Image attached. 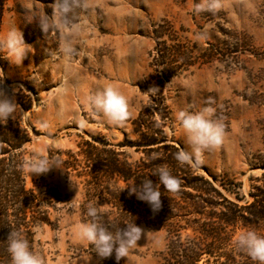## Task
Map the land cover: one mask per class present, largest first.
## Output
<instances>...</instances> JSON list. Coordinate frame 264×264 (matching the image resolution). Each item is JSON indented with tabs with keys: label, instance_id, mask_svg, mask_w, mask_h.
Here are the masks:
<instances>
[{
	"label": "rangeland",
	"instance_id": "rangeland-1",
	"mask_svg": "<svg viewBox=\"0 0 264 264\" xmlns=\"http://www.w3.org/2000/svg\"><path fill=\"white\" fill-rule=\"evenodd\" d=\"M261 1L221 0L222 8L216 14H193L194 0H81L85 6L75 11L74 29L53 28L44 33L35 19L52 15L54 0H5L0 35L12 21L33 48L18 66L0 53V89L14 96L18 108L13 119L30 134L23 147L25 160L39 154L58 157L64 165L44 174H29L25 168L29 188L37 184V192L55 190L60 195L57 208L49 210L52 225L34 228L32 243L45 264H99L79 236L84 220L80 211L84 180L80 173L86 169L80 151L93 138L116 144L135 137L129 119L123 126L106 123L85 103L86 96L111 84L128 98L129 118L136 116L148 105V81L155 77L150 67V53L157 41L155 29L175 32V39L192 47L196 54L222 37L218 27L245 32L254 45L261 46ZM66 37L77 49L70 58L60 51ZM263 66V61L244 53L239 66L215 60L171 78L163 88L170 109L166 133L185 149L174 113L182 108L196 111L211 102L216 116L225 123L227 136L221 146L206 152L205 164L199 170L207 175L235 177L242 181L244 193L249 189L248 178L259 173L251 164L264 134V105L248 100L255 89L264 92L263 77L254 86L248 72L256 73ZM41 120L51 122L49 132L40 128ZM136 157L131 154L132 159ZM137 226L143 230L142 237L121 264H158L165 231Z\"/></svg>",
	"mask_w": 264,
	"mask_h": 264
},
{
	"label": "trees",
	"instance_id": "trees-1",
	"mask_svg": "<svg viewBox=\"0 0 264 264\" xmlns=\"http://www.w3.org/2000/svg\"><path fill=\"white\" fill-rule=\"evenodd\" d=\"M4 2L0 0V21ZM259 12L264 24V0ZM218 28L222 37L197 54L177 41L175 32L155 29L157 41L150 53L155 77L148 81V105L129 118L135 137L116 144L93 138L80 151L86 168L80 173L84 180L80 204L84 219L87 205L92 203L106 225L123 228L131 216L136 225L164 230L166 242L159 252L158 264H256L236 251L231 242L245 227L264 234V134L262 147L253 155L251 164V169L259 173L248 178L249 189L244 193L242 181L233 176L207 175L179 165L175 153L182 147L166 133L170 109L163 88L171 78L215 60L239 66L244 53L264 62V45H254L245 32ZM248 76L254 86L261 77L264 81V66L256 73L249 71ZM248 100L264 105V92L255 89ZM29 141L28 129L17 120L0 122V264H10V232L23 229L33 242L34 228L52 225L49 210H55L60 202L55 190L37 192V184L27 186L23 147ZM131 154L137 157L132 159ZM165 164L181 180V187L171 193L161 185V206L154 211L147 202L129 195L127 186L147 178L158 183V176L151 173ZM88 248L92 252L89 245ZM92 254L99 264H121L123 260H117L115 253L107 258Z\"/></svg>",
	"mask_w": 264,
	"mask_h": 264
},
{
	"label": "clouds",
	"instance_id": "clouds-1",
	"mask_svg": "<svg viewBox=\"0 0 264 264\" xmlns=\"http://www.w3.org/2000/svg\"><path fill=\"white\" fill-rule=\"evenodd\" d=\"M83 6L85 5L81 4V0H54L53 14H45L35 20L44 33L53 28L71 30L75 28V11ZM221 8V0H194L191 11L193 14L204 12L216 14ZM32 50V46L25 42L16 24L10 21L4 33L0 35V53H3L10 63L18 66ZM60 51L69 58L77 54V49L68 37L65 38V44ZM52 59H56V54L52 55ZM32 78L37 82L41 80L39 77ZM85 103L112 126H123L130 117L128 98L118 87L111 84L88 94ZM17 108L14 96L10 97L0 89V122L6 123L10 118L13 119ZM174 118L187 145L186 149L181 148L175 153V160L181 166L199 170L205 164L206 152L218 148L225 141L227 136L225 123L222 118L216 116V109L211 106V102L196 111L189 108L178 109L174 113ZM38 123L45 132L52 128L48 120H41ZM23 165L29 174H44L53 167H64L63 161L58 157L39 154L30 156ZM151 174L158 176V183L154 184L147 178L138 185L133 181L127 189L129 195L134 194L137 199L147 202L155 211L161 206V185L167 191L176 193L180 190L181 180L173 175L171 168L166 164L156 167ZM85 215L86 219L79 225V236L98 257L107 258L115 253L116 259L119 260L138 246L137 242L141 239L143 230L133 222L131 216L122 228L106 225L97 206L92 203L87 205ZM35 231L38 234L39 228ZM231 243L236 251L244 253L256 264H264V234L257 229L241 228ZM7 253L10 264H45L43 255L23 229L13 230L8 235Z\"/></svg>",
	"mask_w": 264,
	"mask_h": 264
}]
</instances>
